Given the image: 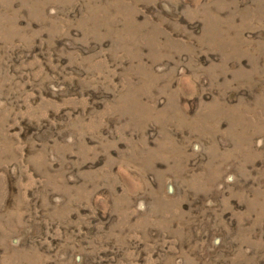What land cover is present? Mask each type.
Here are the masks:
<instances>
[{
	"label": "rangeland",
	"instance_id": "rangeland-1",
	"mask_svg": "<svg viewBox=\"0 0 264 264\" xmlns=\"http://www.w3.org/2000/svg\"><path fill=\"white\" fill-rule=\"evenodd\" d=\"M0 264H264V0H0Z\"/></svg>",
	"mask_w": 264,
	"mask_h": 264
}]
</instances>
